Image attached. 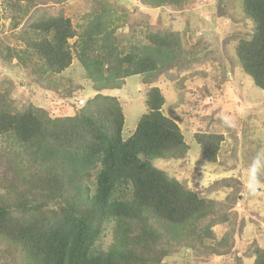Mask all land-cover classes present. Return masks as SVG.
Returning <instances> with one entry per match:
<instances>
[{
	"label": "trees",
	"instance_id": "obj_1",
	"mask_svg": "<svg viewBox=\"0 0 264 264\" xmlns=\"http://www.w3.org/2000/svg\"><path fill=\"white\" fill-rule=\"evenodd\" d=\"M152 1L157 7L182 2ZM243 11L253 27L249 38L238 41L236 56L264 91V0H243ZM23 35L26 46L10 48L5 59L23 65L33 55L44 61L42 71L57 74L70 65L68 39L75 33L69 19L33 22ZM80 38L78 57L88 78L113 81L101 89H119L123 79L157 71L162 58L165 63V56L176 55L166 36L140 56L120 57L114 47H104L101 59L87 58L89 39ZM26 50L29 55L22 56ZM101 89L78 114L64 118H50L34 106L21 110L0 97V264H160L171 240L179 243L196 232L212 237V202L153 166L187 149L177 124L161 112L158 88L147 90V111L126 139L121 108ZM221 141L219 135L195 136L210 163ZM107 222H113L112 242L108 250L95 251ZM253 256L252 264H264V248L254 247Z\"/></svg>",
	"mask_w": 264,
	"mask_h": 264
},
{
	"label": "rangeland",
	"instance_id": "obj_2",
	"mask_svg": "<svg viewBox=\"0 0 264 264\" xmlns=\"http://www.w3.org/2000/svg\"><path fill=\"white\" fill-rule=\"evenodd\" d=\"M181 1L157 7L152 0H22L19 5L0 0V97L21 110L34 106L50 118L72 117L95 91L113 84L88 78L78 57L80 36L89 39L86 57L98 59L104 47H114L120 57L140 56L144 47L158 46L156 40L167 36L176 55L165 56V63L162 58L160 69L125 78L119 89L99 90L115 96L126 139L147 111V90L157 87L164 99L161 112L177 124L187 149L153 166L213 204L207 218L215 223L212 237L196 232L179 243L171 240L160 264H252L254 247L264 248V91L242 71L236 49L253 25L243 0ZM56 15L69 19L75 33L68 39L71 61L64 71H42L44 61L33 55L23 65L4 58L10 48L18 52L26 46L23 34L31 23ZM197 134L221 136L215 162L202 156ZM112 228L113 222L103 225L95 251L108 250Z\"/></svg>",
	"mask_w": 264,
	"mask_h": 264
}]
</instances>
